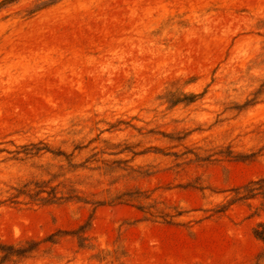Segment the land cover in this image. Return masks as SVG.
<instances>
[{"label":"rangeland","instance_id":"374dc122","mask_svg":"<svg viewBox=\"0 0 264 264\" xmlns=\"http://www.w3.org/2000/svg\"><path fill=\"white\" fill-rule=\"evenodd\" d=\"M262 22L264 0H0V243L33 248L0 264H264V199L233 202L264 177ZM36 183L62 199L18 197Z\"/></svg>","mask_w":264,"mask_h":264},{"label":"trees","instance_id":"16d2710c","mask_svg":"<svg viewBox=\"0 0 264 264\" xmlns=\"http://www.w3.org/2000/svg\"><path fill=\"white\" fill-rule=\"evenodd\" d=\"M7 1H13V0H7ZM262 28H264V22H262ZM200 96H201L200 94H194V93H190V94L181 93L179 95H176L174 93H168L167 96L165 97V100L168 104L174 107L181 103H185V104L194 103L197 99L200 98ZM41 150H47V148L46 147H44L43 149L36 148V153L40 152ZM34 186L35 187L33 189L18 192V197L21 195H26L31 199L33 203L37 205L55 204L62 199L61 197H58L57 193L53 189H51L50 191H46V189L43 186H40L37 183ZM32 191L34 192V196H36L35 199L33 198ZM234 192H235V198L233 202H248L251 200H255L257 198L264 199V177L257 179L255 181H251L248 184L236 189ZM44 194H47V197H44L43 196ZM223 209L219 210L218 212L222 213ZM253 233L257 239L264 241V223H259L258 226L254 229ZM32 250L33 248H28V249L22 247L15 248L12 245L6 246L0 243V252L7 251L11 255H23L29 253Z\"/></svg>","mask_w":264,"mask_h":264}]
</instances>
